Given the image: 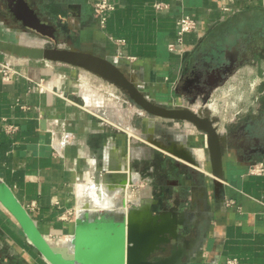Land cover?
I'll use <instances>...</instances> for the list:
<instances>
[{
  "label": "crops",
  "instance_id": "crops-1",
  "mask_svg": "<svg viewBox=\"0 0 264 264\" xmlns=\"http://www.w3.org/2000/svg\"><path fill=\"white\" fill-rule=\"evenodd\" d=\"M94 1L0 0V39L93 49L126 66L152 98L178 105L174 98L184 74L199 59L210 62L232 47L208 45L214 32L237 26L244 15L264 12V0H116L102 25ZM158 3L166 7L159 10ZM186 14L197 28L186 34L182 53L172 52L168 46L176 41L177 21ZM2 63L17 72L10 81L3 79ZM77 75L68 65L0 52V189L20 204L42 237L51 245L69 246L81 206L78 185L131 167L134 185L114 201L120 209L125 202L130 207L145 201L156 213L173 208L184 213L192 228L186 235L200 245L186 264H226L229 259L264 264V174L249 173L253 165L264 164V155L256 163L244 160L234 144L232 120L218 116L219 132L229 135L228 148L237 152L225 158L228 174L217 193L204 137L192 125L143 119L141 136L154 147L138 143L128 129H114L71 95ZM200 104L201 99L184 105L196 110ZM9 126L16 130L9 132ZM158 128L171 142L190 147L198 137L200 144L194 146L202 148L192 149L200 167L151 143L159 137ZM75 210L74 217L68 216ZM0 264H52L1 199Z\"/></svg>",
  "mask_w": 264,
  "mask_h": 264
},
{
  "label": "water",
  "instance_id": "water-1",
  "mask_svg": "<svg viewBox=\"0 0 264 264\" xmlns=\"http://www.w3.org/2000/svg\"><path fill=\"white\" fill-rule=\"evenodd\" d=\"M0 52L18 59L60 63L85 70L116 87L147 117L192 125L204 136L217 193L222 188L220 181H225L228 174L225 158L237 151L228 148L229 135L219 132L221 119L208 107L212 92L220 86L219 81L212 86L209 95L201 100L200 107L193 110L187 106L163 104L152 98L136 78L128 75L126 66L109 57L99 56L93 49H82L72 44L68 47H60L58 44L52 47H33L0 39ZM221 80L225 81L226 78ZM150 142L159 146L154 140ZM197 144L198 141L195 142ZM160 147L200 167L196 153L185 142ZM131 173V167L127 171H105V176L100 175L94 182L100 191L101 182L105 183L107 193L115 195L134 185ZM0 199L16 216L34 246L52 264H186L200 247L199 243L186 235V231H192V228L184 220V213L177 208L156 213L153 206L145 201L133 203L130 207H126L125 202V209L117 211L107 209L95 212L89 207L91 202L87 201L79 211L76 236L71 239L69 246H54L42 237L33 220L3 189H0ZM113 213L120 214V219L116 220Z\"/></svg>",
  "mask_w": 264,
  "mask_h": 264
},
{
  "label": "rangeland",
  "instance_id": "rangeland-1",
  "mask_svg": "<svg viewBox=\"0 0 264 264\" xmlns=\"http://www.w3.org/2000/svg\"><path fill=\"white\" fill-rule=\"evenodd\" d=\"M238 21L237 26H225L220 31L214 32L207 41L208 45L221 44L222 48H227L234 46L241 39L247 43L251 52L250 61L231 75L218 91L213 92L211 101L214 106L209 107L208 105L215 116L229 118L234 126L245 121L257 120L264 113V12L256 11L251 15H244ZM76 71L78 75L74 83L75 86L69 88L72 96L83 101L87 105V109L92 113L107 119L110 125H114V129L116 127L128 129L129 132H127L130 136L134 135V137H137L135 139L140 140H137L138 143L144 141V144L148 145V147H154L149 144L147 139L141 136V133H143V119H146L145 123L147 124L154 119L142 113L116 87L85 70L76 68ZM180 96L182 95L174 98V103L179 105L186 104L185 97ZM195 138L198 139V137L192 138V147L197 141ZM198 140V144H200V139ZM194 148L197 150L202 147L194 146ZM197 152L200 155L202 154V151L198 150ZM94 184L95 182L91 179L78 185L77 193L80 202H83L81 203L82 207L84 203L89 201L91 202L89 207H91L92 211L106 210L113 204L117 207L116 211L120 210L118 204L114 201V197L118 195L121 197L122 193L118 191L115 195H109L106 188L102 187L100 192V190H96L97 186H94ZM93 186L95 187V192L91 191V195L94 196L92 198L88 188ZM137 188L136 186L132 189L137 190ZM103 190L104 193L102 192ZM100 194H102V198ZM112 216L116 220L121 217L118 213H113Z\"/></svg>",
  "mask_w": 264,
  "mask_h": 264
},
{
  "label": "flooded vegetation",
  "instance_id": "flooded-vegetation-1",
  "mask_svg": "<svg viewBox=\"0 0 264 264\" xmlns=\"http://www.w3.org/2000/svg\"><path fill=\"white\" fill-rule=\"evenodd\" d=\"M251 52L247 43L238 40L235 46L224 50L223 53L213 57L210 62L199 59L195 66L187 71L177 86V94L185 97L187 103H195L206 98L212 86L219 81L223 85L237 70L250 61ZM226 78L225 81L221 79ZM170 105V104H169ZM186 107L185 105H171ZM159 137L154 141L158 148L170 147L173 142L158 128ZM237 148L242 152L244 160L256 163L264 155V113L257 120H249L236 125L231 132Z\"/></svg>",
  "mask_w": 264,
  "mask_h": 264
},
{
  "label": "built area",
  "instance_id": "built-area-1",
  "mask_svg": "<svg viewBox=\"0 0 264 264\" xmlns=\"http://www.w3.org/2000/svg\"><path fill=\"white\" fill-rule=\"evenodd\" d=\"M115 1L116 0H95L93 2L94 7V13L95 16L99 19L100 23L104 25V23L107 21V16L110 12L115 10ZM166 5L163 3H158L156 5V8L161 10L164 9ZM178 29H177V38L176 41L169 44V50L170 51H178L182 53L185 36L188 33H191L196 30L197 28V21L190 15H182L178 21H177ZM133 60V59H130ZM1 73L3 76V79L6 81H10L14 78L15 75H17V72L10 66L8 63H2L1 64ZM16 128L14 126H9L8 131L14 132ZM249 173L252 175H263L264 174V164L258 163L256 165H253L249 169ZM76 214L75 211H70L68 213V216L74 217ZM64 218H66L64 216ZM226 264H237V260L235 259H229L226 261Z\"/></svg>",
  "mask_w": 264,
  "mask_h": 264
},
{
  "label": "bare ground",
  "instance_id": "bare-ground-1",
  "mask_svg": "<svg viewBox=\"0 0 264 264\" xmlns=\"http://www.w3.org/2000/svg\"><path fill=\"white\" fill-rule=\"evenodd\" d=\"M85 98V97H84ZM91 101V100H90ZM209 105V107H213L214 106V104H213V102L212 101H210V103L208 104ZM89 107V106H88ZM214 109V108H213ZM214 111V110H213ZM107 114V113H106ZM104 116H106V115H104ZM107 117V116H106ZM134 175V174H133ZM93 180V179H92ZM92 183V182H91ZM94 186H96L95 184H94ZM87 187L88 189H89V193H90V195L92 194L91 193V191H93V193L95 192V187ZM83 189V188H82ZM87 189V190H88ZM96 190H98V187H96ZM86 191V190H85ZM98 192V191H97ZM101 192V191H100ZM103 193H104V190L102 191ZM83 193H85V192H83ZM102 193V194H103ZM105 193H106V191H105ZM96 194V193H95ZM98 194V193H97ZM107 194V193H106ZM81 195V194H80ZM89 196V195H88ZM92 196V198L94 197L93 195H91ZM90 196V197H91ZM103 196H104V194H103ZM106 196V195H105ZM100 198V197H99ZM102 198V197H101ZM109 198V197H108ZM87 199V198H86ZM98 199V198H97ZM100 201V200H99ZM81 203H83V202H81ZM102 203V202H101ZM97 204H99V203H97ZM100 205V204H99ZM98 207V206H97ZM80 208H82V205H81V207ZM91 208V207H90ZM101 208H102V206H101ZM103 208H104V205H103ZM106 209V208H105ZM107 209H109V210H116L117 209V207H116V205H111V206H109V208H107ZM106 209V210H107ZM81 210V209H80ZM104 210V209H103ZM98 211H100V210H98ZM95 212V211H94Z\"/></svg>",
  "mask_w": 264,
  "mask_h": 264
}]
</instances>
